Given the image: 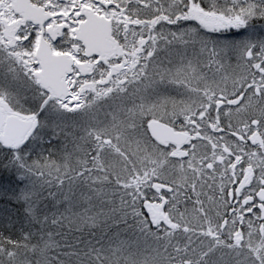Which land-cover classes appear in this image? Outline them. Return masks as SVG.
<instances>
[{
	"label": "snow or ice",
	"instance_id": "snow-or-ice-1",
	"mask_svg": "<svg viewBox=\"0 0 264 264\" xmlns=\"http://www.w3.org/2000/svg\"><path fill=\"white\" fill-rule=\"evenodd\" d=\"M0 264H264V0H0Z\"/></svg>",
	"mask_w": 264,
	"mask_h": 264
}]
</instances>
